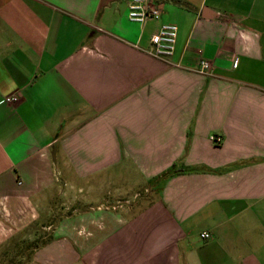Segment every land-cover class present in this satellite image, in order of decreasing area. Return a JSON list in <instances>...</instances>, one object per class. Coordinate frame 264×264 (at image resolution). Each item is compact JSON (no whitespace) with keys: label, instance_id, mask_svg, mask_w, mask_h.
<instances>
[{"label":"crops","instance_id":"crops-1","mask_svg":"<svg viewBox=\"0 0 264 264\" xmlns=\"http://www.w3.org/2000/svg\"><path fill=\"white\" fill-rule=\"evenodd\" d=\"M131 1L0 0V264H264V0Z\"/></svg>","mask_w":264,"mask_h":264},{"label":"built area","instance_id":"built-area-1","mask_svg":"<svg viewBox=\"0 0 264 264\" xmlns=\"http://www.w3.org/2000/svg\"><path fill=\"white\" fill-rule=\"evenodd\" d=\"M152 0H132L129 3V18L132 21L144 24L153 19H160L161 13L158 7L154 5ZM178 28L176 25H163L160 30L155 33L151 41L150 54L160 60H168L171 58L176 50L178 41ZM211 63L208 61L199 62V72L208 74L211 70ZM7 103H17L18 97H7ZM222 137L212 136L211 141L215 144L222 143ZM203 239L210 240L211 236L207 233L202 234Z\"/></svg>","mask_w":264,"mask_h":264},{"label":"trees","instance_id":"trees-1","mask_svg":"<svg viewBox=\"0 0 264 264\" xmlns=\"http://www.w3.org/2000/svg\"><path fill=\"white\" fill-rule=\"evenodd\" d=\"M181 172H184V170H180V171H175L174 169H172L170 172H169V175L170 174H173V175H175V174H179V173H181ZM40 242V241H39ZM31 247H34V245L32 244V245H30L29 246V248H31ZM26 248H28V247H26ZM23 256L24 257H31V255L33 254V252H29V251H27V249H25V250H23Z\"/></svg>","mask_w":264,"mask_h":264},{"label":"rangeland","instance_id":"rangeland-1","mask_svg":"<svg viewBox=\"0 0 264 264\" xmlns=\"http://www.w3.org/2000/svg\"><path fill=\"white\" fill-rule=\"evenodd\" d=\"M34 238V237H33ZM31 238V239H33ZM29 241H31L27 236H24V238L22 239V246L25 245V242L29 243ZM15 261L18 264V257H15ZM26 258H22V261H20L21 263L25 262ZM8 261H11L9 258H7L5 261H3L1 264H9L7 263Z\"/></svg>","mask_w":264,"mask_h":264}]
</instances>
